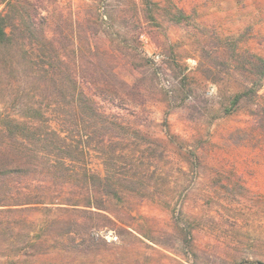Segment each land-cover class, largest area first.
Returning a JSON list of instances; mask_svg holds the SVG:
<instances>
[{
	"label": "rangeland",
	"instance_id": "1",
	"mask_svg": "<svg viewBox=\"0 0 264 264\" xmlns=\"http://www.w3.org/2000/svg\"><path fill=\"white\" fill-rule=\"evenodd\" d=\"M36 2L54 28L97 34L59 53L95 55L137 90L106 106L145 166L121 199L49 180L46 167L3 173L20 147L7 124L40 96L25 70L0 63V264L264 262V0ZM84 162L70 169L105 174L93 151Z\"/></svg>",
	"mask_w": 264,
	"mask_h": 264
},
{
	"label": "trees",
	"instance_id": "2",
	"mask_svg": "<svg viewBox=\"0 0 264 264\" xmlns=\"http://www.w3.org/2000/svg\"><path fill=\"white\" fill-rule=\"evenodd\" d=\"M0 3L6 7L0 12V63L11 70H25L26 77L29 76L39 91L34 97L40 96L27 105L24 119L9 120L8 136L18 140L20 147L16 154V150L8 152L12 156L6 171L3 168L2 172L24 174L23 167H46L49 180L68 186L79 182L87 187L91 183V191L93 185L97 187L94 195L101 193L104 197L121 199L140 182L136 169L145 166L142 155H138V159L131 154L136 150L144 153L145 149H139L130 130L120 131L126 125L121 115L107 107L106 102L135 99L137 90L112 67L95 60V55L84 62L83 55L69 60L67 54L59 53L68 38L73 39L77 48L88 36L97 35L93 30L81 32V26H77L71 28L69 34L66 29L54 28L50 13H42L36 0H0ZM31 49L41 61L33 58ZM259 61L264 76V58L260 57ZM45 101L47 109L43 108ZM53 120L59 127H54ZM28 144H32L31 149ZM146 149L153 155L155 148L150 143ZM91 151L103 161L104 175L88 169L82 173L70 169L88 167L84 161ZM114 167L135 169L120 173ZM75 202L72 204L80 205V201ZM69 235H73V231Z\"/></svg>",
	"mask_w": 264,
	"mask_h": 264
}]
</instances>
